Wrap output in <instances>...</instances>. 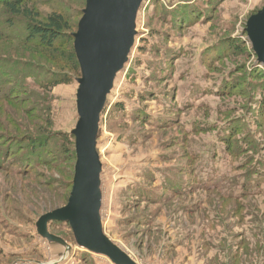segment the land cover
<instances>
[{
    "label": "rangeland",
    "instance_id": "rangeland-1",
    "mask_svg": "<svg viewBox=\"0 0 264 264\" xmlns=\"http://www.w3.org/2000/svg\"><path fill=\"white\" fill-rule=\"evenodd\" d=\"M32 1L42 18L61 10L74 25L86 6V0ZM157 1L145 0L139 11L134 48L101 118L104 232L136 264H264V127L259 115H248L264 102V72L245 32L264 0ZM184 5H197L208 19L179 29L169 15ZM24 23L0 9V213L17 229L11 236L0 224V264H113L79 248L69 225L48 227L61 242L38 233L43 215L67 205L77 157L74 168L43 160L26 166L14 154L4 159L13 139L71 134L79 119L77 81L51 87L54 73L69 74L26 43ZM229 41L242 49H224ZM118 104L124 110L114 120ZM246 138L259 150L233 155L229 147L249 149ZM21 167L34 171L16 176ZM171 183L177 192L162 189Z\"/></svg>",
    "mask_w": 264,
    "mask_h": 264
},
{
    "label": "water",
    "instance_id": "water-1",
    "mask_svg": "<svg viewBox=\"0 0 264 264\" xmlns=\"http://www.w3.org/2000/svg\"><path fill=\"white\" fill-rule=\"evenodd\" d=\"M145 0H86L83 16L74 34L75 52L82 76L77 79L78 123L75 137L77 161L73 188L63 208L43 215L38 233L51 242L52 222L68 223L76 244L113 264H136L104 232L101 217L103 165L98 151L100 123L117 76L129 62L137 37V18ZM245 32L257 63L264 66V7L252 15Z\"/></svg>",
    "mask_w": 264,
    "mask_h": 264
},
{
    "label": "trees",
    "instance_id": "trees-1",
    "mask_svg": "<svg viewBox=\"0 0 264 264\" xmlns=\"http://www.w3.org/2000/svg\"><path fill=\"white\" fill-rule=\"evenodd\" d=\"M154 1L158 2L157 0H154ZM35 5L36 4L32 0H0V9L1 8L4 9V11L10 14L13 18H22L25 21L24 27L26 25L25 30H26V33L28 34L27 38L25 39L26 43L34 44L35 45L34 47L37 50L43 51L45 52V54L49 55L52 62L63 66L67 70L66 73L69 74V76L64 75L65 71H59L58 73L52 72L54 73V75H52V77L48 79V82L51 83V87L56 88L60 85L70 84L73 81H77V79L82 76L80 64L77 59V55L75 52V46H74V42H75L74 34L78 30V25L72 24L73 23L72 15H70L67 12H63L61 10H54L49 15H46L45 18H42L41 14L35 9ZM82 16H83V11L81 12V17ZM206 17L208 19V16L204 13L202 9L198 8L197 5L196 6L184 5V6L177 7L176 10H174V12L169 15V19L171 23L174 26H178L179 29H181L184 25L185 26L192 25L195 22H198L202 18H206ZM160 34H162V36L164 35V33H160ZM166 37L169 38V36H166ZM233 44L234 43L230 41L226 42L225 44L226 46L224 47V49H229V51L233 50L235 53H238L242 49V46H239L240 44L238 43L235 44V46H233ZM251 56H255L257 58L253 49H252ZM261 68L263 70L262 72H264V66H261ZM260 71H256V72H260ZM255 79H256V83L258 82L257 84H259L260 82L258 81L259 79H257V77H255ZM260 79H261V83L264 82V79L262 78ZM247 85L250 86L249 84ZM251 88L254 90L253 87ZM251 93L252 92H250V95L248 96L250 97V100L252 101ZM145 96L146 94H144L141 99L145 100L144 98ZM154 97H156L154 94H151V93L149 94V98L153 99ZM256 103L257 102H254V104ZM123 108H124L123 105H119V104L116 105L114 107V115L111 114L110 117L115 120V115L118 117V114L116 112H120V111L123 112L124 110ZM105 111H106V107H105L103 114L105 113ZM137 114L141 117L143 116L145 118V121L147 120V118L145 117L143 113L137 112ZM248 115L249 116L259 115V117L257 116L258 122H259L258 124L260 125L261 128H263L264 127V102H260L257 109L248 111ZM139 116L135 115V118H139ZM100 133H101V124H100ZM100 133H99V137H100ZM43 137L42 138L40 137L41 139L37 138L33 140L28 138V140H31V141L26 142V143H24L22 140L20 142L16 139H13V140L11 139L12 141H10L6 147L4 159L5 157L7 158V156H9L7 158V161H8L10 156L14 154V155H19L21 158H23L24 161H26V164H25L26 166L28 165L31 166L32 164L34 165L35 161H37L39 164L40 160H43V165L57 164V166L59 165L61 166L64 164L65 165L72 164L71 168H74V164L76 160L75 159L76 158L75 137L72 134H67V133H57V134L55 133L53 135L50 133H45ZM245 141L247 142L245 145H247L249 149L245 148V150H243L242 148L243 144H241L239 148L231 149L229 147V151H232L233 155L234 154L240 155V154H248V153L255 154L256 153L255 149L259 150L260 144L256 140H254V138L251 140H248L246 138L244 139V142ZM53 149L57 152L56 154L58 155L53 153ZM27 153H29V155L26 157ZM48 156L50 158L46 159V157ZM55 156H59V161L57 160L58 158ZM25 157L28 159L26 160ZM44 157L45 159H43ZM25 165L23 164L21 166H25ZM6 169L9 170V168H6ZM16 171H17L16 176L19 174L22 176L23 174H29V172L34 171V170H33V167L32 168L30 167L28 171L25 167H21L19 171L18 170ZM252 172L258 173L259 171L256 167H254ZM70 184H71L70 187H72L73 182H71ZM171 187H173L174 189L175 187L174 183L166 184L165 188H162V189L170 192L172 191ZM137 188L140 194L147 196L146 199H148V201L155 202V199L151 197L150 193H148V191L145 188L143 187H137ZM28 189L30 190V186L28 187ZM173 191L177 192L176 189H174ZM209 191L216 192L217 190L214 189V190H209ZM242 195L246 196L243 193ZM160 197H162L161 198L162 201L167 200L165 196H163V193L160 194ZM221 198L225 200L227 199L225 197H221ZM24 214L25 213L22 210L21 216ZM9 217L10 216L0 213V224H2L1 228L5 234H9L11 236H17V229L13 228L10 225V221H13V220H11ZM21 218L22 220L24 219V217H21ZM153 219L155 220V218ZM153 219L148 221L149 225L150 224L154 225ZM61 223L66 224L68 226V223H64V222H52L50 224H52V226L55 227ZM225 242H226V245H228L227 244L228 242L227 241ZM243 243L246 245L244 239H243ZM240 244L242 243H238L236 245L237 247L235 250L236 252L240 248ZM220 248H222L226 252V249L224 248V242L223 243L221 242Z\"/></svg>",
    "mask_w": 264,
    "mask_h": 264
}]
</instances>
